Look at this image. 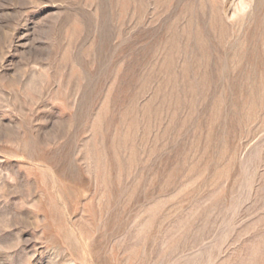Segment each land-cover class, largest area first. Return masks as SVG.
Here are the masks:
<instances>
[{"label":"rangeland","instance_id":"1","mask_svg":"<svg viewBox=\"0 0 264 264\" xmlns=\"http://www.w3.org/2000/svg\"><path fill=\"white\" fill-rule=\"evenodd\" d=\"M0 264H264V0H0Z\"/></svg>","mask_w":264,"mask_h":264}]
</instances>
